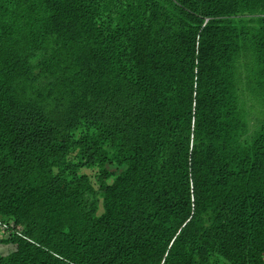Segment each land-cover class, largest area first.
Segmentation results:
<instances>
[{
  "label": "trees",
  "instance_id": "16d2710c",
  "mask_svg": "<svg viewBox=\"0 0 264 264\" xmlns=\"http://www.w3.org/2000/svg\"><path fill=\"white\" fill-rule=\"evenodd\" d=\"M0 222V264H264V0H0Z\"/></svg>",
  "mask_w": 264,
  "mask_h": 264
},
{
  "label": "built area",
  "instance_id": "2783aa9c",
  "mask_svg": "<svg viewBox=\"0 0 264 264\" xmlns=\"http://www.w3.org/2000/svg\"><path fill=\"white\" fill-rule=\"evenodd\" d=\"M9 226L3 222H0V239L5 238L9 235Z\"/></svg>",
  "mask_w": 264,
  "mask_h": 264
},
{
  "label": "crops",
  "instance_id": "0c3cea01",
  "mask_svg": "<svg viewBox=\"0 0 264 264\" xmlns=\"http://www.w3.org/2000/svg\"><path fill=\"white\" fill-rule=\"evenodd\" d=\"M3 239V238H2ZM2 239H0V241L2 240ZM3 243V244H2ZM0 242V244H2V245H0V252L3 254V251H12L13 249H14V245H12V244H7V243H4V242Z\"/></svg>",
  "mask_w": 264,
  "mask_h": 264
},
{
  "label": "rangeland",
  "instance_id": "374dc122",
  "mask_svg": "<svg viewBox=\"0 0 264 264\" xmlns=\"http://www.w3.org/2000/svg\"><path fill=\"white\" fill-rule=\"evenodd\" d=\"M110 168L114 169L116 172H119L121 169L113 166V165H110ZM83 171L87 172V173H91V170L90 169H83ZM102 213V207H100L99 211L97 212V215L101 214ZM3 244V243H2ZM0 244V245H2ZM13 245V244H12ZM9 252V251H8ZM7 251H3V253H8Z\"/></svg>",
  "mask_w": 264,
  "mask_h": 264
}]
</instances>
